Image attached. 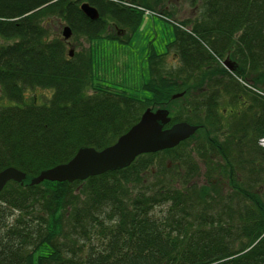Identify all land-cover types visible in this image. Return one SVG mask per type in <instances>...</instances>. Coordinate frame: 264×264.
<instances>
[{
    "label": "trees",
    "instance_id": "1",
    "mask_svg": "<svg viewBox=\"0 0 264 264\" xmlns=\"http://www.w3.org/2000/svg\"><path fill=\"white\" fill-rule=\"evenodd\" d=\"M167 1L0 0V172L36 177L80 148L100 151L146 110H167L165 128L199 126L84 181L8 182L0 264H264V0H190L196 17L172 23L167 53L150 51L144 97L95 83L96 47L69 57L44 26L55 19L89 43L126 45L146 11L171 17ZM169 52L176 66L166 69ZM34 88L52 90L48 104L25 102ZM224 96L236 106L228 115Z\"/></svg>",
    "mask_w": 264,
    "mask_h": 264
},
{
    "label": "rangeland",
    "instance_id": "2",
    "mask_svg": "<svg viewBox=\"0 0 264 264\" xmlns=\"http://www.w3.org/2000/svg\"><path fill=\"white\" fill-rule=\"evenodd\" d=\"M167 2L166 7L170 11L171 17L165 19L157 14L145 12L138 28L126 45L107 39L94 40L89 43L82 37L71 36L68 42L65 43L66 50L72 51L74 54L87 51L89 46L93 50L96 47L95 52L93 51L91 56L95 83L117 90H124L132 96L144 97L145 92L140 89V86L149 78L147 58L150 55V51L152 50L156 54L167 53L166 46L174 37L172 22L176 24L183 22L187 18H194L196 17L195 12L199 9L197 5L194 7L189 5L190 0H169ZM155 11L160 12V9L156 8ZM44 26L50 33V37L61 38L64 23L49 19L44 21ZM113 30L108 28L109 33H112ZM125 34L123 32L122 37ZM0 44H2L1 40ZM164 60L166 69L176 66L173 52H169ZM51 96L52 90L28 89L25 91V102L30 104L35 101L36 105H44L48 104ZM5 103L6 101L0 102L1 105ZM235 107L227 96L221 98L220 111L223 114H227L230 109ZM198 168L200 176L203 172L200 162ZM200 178L202 180V177Z\"/></svg>",
    "mask_w": 264,
    "mask_h": 264
},
{
    "label": "water",
    "instance_id": "3",
    "mask_svg": "<svg viewBox=\"0 0 264 264\" xmlns=\"http://www.w3.org/2000/svg\"><path fill=\"white\" fill-rule=\"evenodd\" d=\"M80 10L91 21L99 17L97 10L88 3H82ZM71 35L70 28L64 26L61 31L62 39L67 41ZM68 54L72 57V51ZM223 65L229 71L233 69L231 62L227 60L223 62ZM169 122L167 110H146L139 121L118 137L114 144L100 151L88 147L80 148L67 163L41 171L36 177H27L17 169L8 167L0 172V192L8 182L21 186H36L44 181L73 183L121 170L128 167L140 155L176 147L199 129V126H192L185 122L165 128Z\"/></svg>",
    "mask_w": 264,
    "mask_h": 264
},
{
    "label": "flooded vegetation",
    "instance_id": "4",
    "mask_svg": "<svg viewBox=\"0 0 264 264\" xmlns=\"http://www.w3.org/2000/svg\"><path fill=\"white\" fill-rule=\"evenodd\" d=\"M119 31H117V33H118Z\"/></svg>",
    "mask_w": 264,
    "mask_h": 264
}]
</instances>
